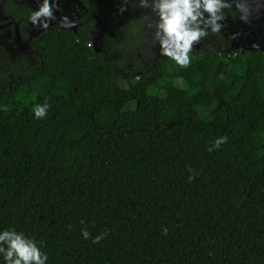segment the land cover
I'll list each match as a JSON object with an SVG mask.
<instances>
[{
    "label": "trees",
    "instance_id": "16d2710c",
    "mask_svg": "<svg viewBox=\"0 0 264 264\" xmlns=\"http://www.w3.org/2000/svg\"><path fill=\"white\" fill-rule=\"evenodd\" d=\"M43 38L0 71V230L47 264H264V48L137 77L84 34Z\"/></svg>",
    "mask_w": 264,
    "mask_h": 264
},
{
    "label": "flooded vegetation",
    "instance_id": "af4514ba",
    "mask_svg": "<svg viewBox=\"0 0 264 264\" xmlns=\"http://www.w3.org/2000/svg\"><path fill=\"white\" fill-rule=\"evenodd\" d=\"M56 3L53 13L56 19L49 21L46 30H41L29 21L32 11L38 8L36 0H0V71H8L12 63L28 60L44 43L43 37L52 32H68L75 37L86 35L96 52L113 59L117 71L125 73L128 69L127 72L137 77L143 72L140 68L132 69L133 66L148 68L165 57L152 39L150 25L154 23V14L140 8L136 0H56ZM247 5V23L239 19L233 2V7L224 10L220 32H209L196 42L202 46V52L195 49L190 52L203 55L214 50L227 52L233 58L242 48H264V0H247ZM121 7L125 9L122 12ZM62 16L69 18L71 27L61 26Z\"/></svg>",
    "mask_w": 264,
    "mask_h": 264
},
{
    "label": "clouds",
    "instance_id": "9594fccd",
    "mask_svg": "<svg viewBox=\"0 0 264 264\" xmlns=\"http://www.w3.org/2000/svg\"><path fill=\"white\" fill-rule=\"evenodd\" d=\"M235 10L239 19L248 22L249 8L247 0L235 2ZM230 0H136L138 6L154 14L152 29L153 42L158 44L160 54L170 58L176 65L186 68L190 64V50L194 42H199L208 36L209 32H220L225 20L224 10L233 7ZM259 2V0H257ZM38 8L32 11L29 21L33 26L46 30L49 21L55 20L54 11L56 0H36ZM125 9L121 7L120 11ZM62 27H71L67 16L60 19ZM6 107V106H5ZM48 103L36 104L32 108L34 118L42 119L46 116ZM227 142L226 136L215 139L209 151L219 148ZM191 172L192 170L189 169ZM193 179L192 175L188 177ZM167 233V229H163ZM107 235V232L91 237L92 243H98ZM81 236L88 240L90 237L86 229H81ZM48 255L41 251L38 242L15 228L0 230V264H47Z\"/></svg>",
    "mask_w": 264,
    "mask_h": 264
},
{
    "label": "rangeland",
    "instance_id": "374dc122",
    "mask_svg": "<svg viewBox=\"0 0 264 264\" xmlns=\"http://www.w3.org/2000/svg\"><path fill=\"white\" fill-rule=\"evenodd\" d=\"M202 46L198 45L196 42H194L193 44V47L192 49H195V50H198L200 52H202L203 50L201 49ZM119 83L118 79L117 78H109L108 79V84H109V87H116L117 84ZM179 91V90H178ZM173 97H176V102H179L180 100V95L178 94H175L173 95ZM206 101V100H205ZM205 101L203 100H200L201 103L205 104ZM223 124V117L222 116H219L218 118H216L215 120V128L216 129H219L220 126H222Z\"/></svg>",
    "mask_w": 264,
    "mask_h": 264
}]
</instances>
